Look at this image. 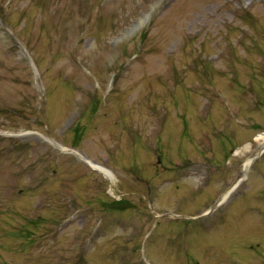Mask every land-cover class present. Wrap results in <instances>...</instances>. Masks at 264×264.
<instances>
[{"label": "rangeland", "instance_id": "obj_1", "mask_svg": "<svg viewBox=\"0 0 264 264\" xmlns=\"http://www.w3.org/2000/svg\"><path fill=\"white\" fill-rule=\"evenodd\" d=\"M263 144L264 0H0V264H264Z\"/></svg>", "mask_w": 264, "mask_h": 264}, {"label": "bare ground", "instance_id": "obj_2", "mask_svg": "<svg viewBox=\"0 0 264 264\" xmlns=\"http://www.w3.org/2000/svg\"><path fill=\"white\" fill-rule=\"evenodd\" d=\"M259 137H257L256 139H258ZM53 145H56V146H58V148H60V150H66V148L64 147V146H59L58 144H55V143H53ZM264 145V144H263ZM77 155L79 156V154L77 153ZM86 160V162H87V164H88V166L90 167V168H94V169H96L104 178H106V179H110L111 178V176H112V173H111V171L107 168V167H105V166H103V165H100V164H97L96 162H93V161H91V160H89V159H85ZM248 164H249V159H246V160H244L242 163H241V171H244L247 167H248ZM235 186V184L234 185H232L221 197H220V202L223 200V199H225V197H226V194L233 188Z\"/></svg>", "mask_w": 264, "mask_h": 264}]
</instances>
